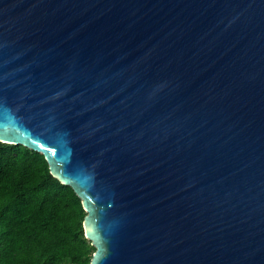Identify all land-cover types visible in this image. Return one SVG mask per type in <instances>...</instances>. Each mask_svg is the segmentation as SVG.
<instances>
[{
    "label": "water",
    "instance_id": "water-1",
    "mask_svg": "<svg viewBox=\"0 0 264 264\" xmlns=\"http://www.w3.org/2000/svg\"><path fill=\"white\" fill-rule=\"evenodd\" d=\"M0 142L90 264H264V0H0Z\"/></svg>",
    "mask_w": 264,
    "mask_h": 264
},
{
    "label": "trees",
    "instance_id": "trees-1",
    "mask_svg": "<svg viewBox=\"0 0 264 264\" xmlns=\"http://www.w3.org/2000/svg\"><path fill=\"white\" fill-rule=\"evenodd\" d=\"M85 215L43 154L0 142V264H90Z\"/></svg>",
    "mask_w": 264,
    "mask_h": 264
}]
</instances>
